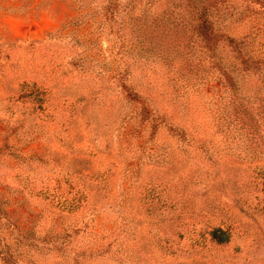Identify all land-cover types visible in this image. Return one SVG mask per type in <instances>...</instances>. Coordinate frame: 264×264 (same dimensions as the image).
<instances>
[{
	"label": "trees",
	"instance_id": "obj_1",
	"mask_svg": "<svg viewBox=\"0 0 264 264\" xmlns=\"http://www.w3.org/2000/svg\"><path fill=\"white\" fill-rule=\"evenodd\" d=\"M75 1L76 16L31 42L27 60L0 82V103L15 107L6 108L12 119L33 123L23 145L12 144L11 138L24 134L18 126L1 133L0 264H50L42 259L48 256L53 264H152L145 258L171 250L167 235L180 236L191 221L207 216L219 222L207 232L210 241L228 242L222 197L213 190L194 191L200 174L185 170L202 160L218 171L208 177L224 175L232 200L243 205L249 189L264 194V51L256 46L258 34L240 28L234 0ZM195 55L209 63L205 84L215 97L202 122L193 116L194 85L182 71V59ZM28 72L33 77L21 76ZM57 86H77L82 94L88 89L98 110L123 101L119 126L106 143L116 141L119 155L130 152L124 141L131 137L137 153L126 168L136 172L116 184L110 173L115 164L101 173L80 165L83 149L91 161V151L100 153L91 144L105 140L90 131L95 121L85 118V105L78 113L77 96H54ZM77 123L83 128H75ZM161 133L173 146L160 144ZM36 139L45 149L25 153ZM225 159L231 162L221 171ZM59 162L72 168L62 174L55 169ZM142 167L165 170L166 178L142 181ZM243 178L244 190L237 187ZM34 199L40 210L20 223L9 206L22 203L27 209ZM104 200L113 219L99 231ZM72 218L76 222L69 223ZM141 234L152 241L144 243ZM196 236L203 238L204 232Z\"/></svg>",
	"mask_w": 264,
	"mask_h": 264
},
{
	"label": "rangeland",
	"instance_id": "obj_2",
	"mask_svg": "<svg viewBox=\"0 0 264 264\" xmlns=\"http://www.w3.org/2000/svg\"><path fill=\"white\" fill-rule=\"evenodd\" d=\"M234 3L236 12L242 16L240 28H243V32L248 31L247 29L250 28L254 29L259 38L257 39L258 45L256 44V46L257 48L259 47L260 52H263L264 0H234ZM75 16V0H0V82L11 77L15 71V65L24 63L27 60L26 49L31 42L44 39L47 33L56 31L63 22ZM12 46H14L15 49ZM101 47L105 49V40L102 41ZM182 60H184L183 64H185L182 65V71L187 72V78L191 81L190 83L194 85V88H192L189 94V100L193 105L191 107L193 108V116L198 122H202L203 120L206 121L208 117L205 112L207 109H211L213 106V99L215 98L211 88L205 84L207 75H211L208 73L209 63L205 61L204 58H200L197 55L188 58V60H186V58ZM33 75L28 72L21 76L29 78L33 77ZM2 87L3 85L0 83V88L2 89ZM91 93L92 92L86 89L84 94H82L77 86L68 90L57 86L54 91V96L69 95L71 99H76L77 96V98L82 101L79 106L75 105L78 107V113H81V108L85 105V118L89 121H95L94 124L90 126V131L92 134L98 132V135H101L105 141L97 144L93 142L91 144V147H95L100 151V153L91 151V161L87 157L88 152L83 149V152L86 154H84L85 156L80 165L83 168H89L90 171L101 173L115 164L116 168H112L110 173H114L117 184V180L121 176L123 177V175H126L128 172H136V167L130 166L128 169L126 168V166L135 163L133 158L134 153H137L133 148L134 143L131 137L124 141L131 146L130 152L125 150L122 154L119 153V155L117 154L118 145L116 141L113 140L109 144L106 143L109 135L108 133L119 126L118 115L121 114L120 108L124 103L121 100L118 101V103H114V106L110 109L98 110L97 105L92 103L89 99ZM11 103H0V138L1 133L6 127L13 125V127H10L11 129L9 128L12 131L16 128L15 126H18L20 132L24 134L20 135L17 133L19 136L11 138L15 141L12 144L18 143V145H23L30 140L27 132L32 129L33 123L29 119H24V121L18 118L12 119L13 116L7 112L9 110L6 111V108L10 110L15 108L13 104L10 105ZM40 116L43 117L42 115ZM18 121H22V124L18 123ZM43 125L46 124L44 123ZM76 127L81 129L83 128V124L77 123L75 128ZM164 136L165 135L161 133L160 144H169L173 146V142L166 140V138L164 139ZM121 144L122 143H120V145ZM216 146L220 148L219 145L216 144ZM24 149H26L25 153L31 151L38 153L42 149H45V144L40 139H36L29 143L28 146L24 147L23 150ZM87 162L88 166L86 165ZM192 162H189L191 167L187 168L185 171L190 169L200 174L199 178L195 179L196 181L200 179V181L198 180L196 182L194 191L196 189V192L201 194L207 190H213L212 193L222 197V209L224 214L226 212L227 215L225 219L229 218V222L224 224V227L228 228L229 241L221 245L210 241L207 232L212 227L217 226L219 222L218 218L216 220L215 218L207 216V218H201L199 221H196V224L191 221L188 224V228L181 231L180 236L176 234L167 235L169 240L168 246L171 247V250L164 251L163 254L155 253L151 259L148 256L145 258V262H152V264H264L263 192L249 189V201L245 205L237 203L233 201L232 197L229 195V182L228 179H224V175H221L219 179L212 180L208 177V174L215 176L218 172L217 170L211 169L207 164H204L202 160L198 161L196 159ZM230 162L231 161H228V159L223 160L224 166H220L219 170L222 171L225 167L227 168ZM58 164V167H55V169H62V174L64 172L63 169L72 168V165L69 167L68 163L63 164L59 162ZM183 169H185V165H183ZM45 170L49 169H44L43 171ZM49 171H51V169ZM138 173L142 181L145 176L151 179L166 178V171L155 167H142L138 170ZM245 185L246 178H243L240 180L237 187L244 190ZM38 203L39 202L35 199L31 200V204H29L27 209L22 203L11 204L9 206V211L20 223L22 222V224H25L27 219H33V217L37 215L35 213L38 209L40 210L37 205H41V203ZM102 207L105 209V214L99 216L96 226L99 231H106L111 227L110 221L113 218L111 217L110 210H108L107 201L104 200ZM51 211L56 213L55 216L61 220V216H59L61 214L57 208ZM43 216L46 217L45 211L43 212ZM80 216V220L85 219L83 218L85 215ZM66 219L67 218H63L62 220ZM196 220H198V218ZM45 222H47L46 219H42V223ZM68 222H76V220L72 218ZM191 224H194V226ZM201 231L204 232L203 238L196 236V233ZM141 237H143L144 243H150L153 239L149 235L141 234ZM171 252L174 253L171 254ZM42 259L49 261L50 264L54 263L51 256ZM98 264L108 263L107 261H101Z\"/></svg>",
	"mask_w": 264,
	"mask_h": 264
}]
</instances>
